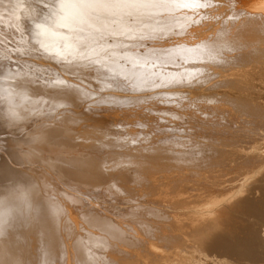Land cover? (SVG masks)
<instances>
[{"label":"bare ground","instance_id":"1","mask_svg":"<svg viewBox=\"0 0 264 264\" xmlns=\"http://www.w3.org/2000/svg\"><path fill=\"white\" fill-rule=\"evenodd\" d=\"M151 3L0 0V264H191V235L263 167V109L227 92L262 80L264 0ZM247 237L214 247L243 256Z\"/></svg>","mask_w":264,"mask_h":264},{"label":"rangeland","instance_id":"2","mask_svg":"<svg viewBox=\"0 0 264 264\" xmlns=\"http://www.w3.org/2000/svg\"><path fill=\"white\" fill-rule=\"evenodd\" d=\"M228 11H230L229 8H227L226 13H229ZM261 64L263 65V63H261ZM262 75H263L262 76V80H260V81L259 80H255V85L257 84L256 87H255L256 89L255 88L254 89H250V90L249 89L248 90L232 89V90H228V92H227L228 94L231 95V99L232 100L234 99L236 101L241 102L246 97L247 100H249V101L251 100L255 104L259 105L260 108L263 109V111L261 113V116L264 114V82H263L264 81V72H262ZM66 77H68L71 81L72 80H75V77H73L71 75H66ZM232 96H234V98ZM251 97H253V99H251ZM199 104L204 107L202 109V111L205 110L206 108H209L210 106L211 107L214 106L213 102H211V103L202 102V103H199ZM219 106H221L222 108L228 109L231 112L236 113V109L230 103H228V102H223V103L220 102L219 103ZM93 107H95V108H101L103 110H104V108L106 110H109L110 108H112V107H109V105H107V104H95ZM158 116H160V117L163 118L162 121H165V120H173V118L171 116H169V115L168 116L165 115V117H163L162 114H158ZM197 116H198V118H196V120H194L195 122L198 121L199 119H202L203 118V115L200 114V111H198V115ZM261 116L258 117V120H261V118H262ZM84 118H82V121H84ZM204 118H206V117L204 116ZM183 119H182V122H184V123H182L181 126H186L187 127V124L185 125V123L187 122L188 119L185 116H184ZM138 128H139L138 130H141L142 129V131L147 132V130L143 126H142V128L140 126H138ZM201 134H203V133H201ZM237 137L239 139L240 138H243V137H239L237 135L234 136L235 139H237ZM244 138H246V137H244ZM235 145H236V151H240V148L239 149L237 148L238 143L235 144ZM262 164H263V167L259 168L257 166L255 168H250V169H248L249 171H247V172L245 171L244 172V175L245 176L242 175L240 177V178H242L241 179L242 181L239 180V182H240L239 183V186H236V187H234V189H232L233 192H237L238 191L239 193H236L232 197V199L230 200V202L227 199L226 202L222 204L223 207H220V208L223 209L221 215H219V216L216 215V227L215 228L208 227L206 230H203L202 233H198V234L194 233V234L191 235V237L193 239H199V240H202V242L204 240L203 245L200 244V247H199V244H196V246H198L200 248L199 250H201L203 253H205L207 255L206 256L204 254V256L195 259L194 261H192L191 264H264V236H262V235H264V219H263L262 216L256 215V214H252V213H250L249 211H247L246 209L243 208L244 205H247V204H244L243 203L244 201H246L244 199H247V201L249 200L248 202H250L251 204H254L255 206L260 205V204H262V202H264L262 200V199H264V197H263L264 196V187H262V186H264V184H263L264 183V162ZM262 164L259 165V166H262ZM258 168H259L260 171L258 170ZM239 173H241V172H239ZM245 173H247V174L249 173V174L246 175ZM258 187H260V188H258ZM261 190H262V192H261ZM258 195H260L262 197L260 198ZM232 200H233V202H231ZM241 200H242V202H241ZM257 201H258V203H257ZM226 204H230V205H226ZM225 206H227V207H225ZM256 217H257V219H256ZM257 223H259V224H257ZM251 228H253V229H251ZM213 232L214 233H217L218 237ZM218 232H219V234H218ZM211 233H213V234L211 235ZM227 233H228L229 237H231V239L230 238L229 239L230 240L235 239V240H233L235 242H236V240H239L242 237H247V234H248L247 242H245V244H242L243 246L242 245H241V247L239 246L240 252L242 254L244 253L245 255L243 254V256H242L241 254H238V256H236V253L234 251H226L225 252L223 250L221 251V250L218 249V251H217V249H215L214 245H216L218 243V241H220V240H221L220 242H222L221 244H223L224 246L226 244L225 248L228 246L227 245V242H225V244H224L225 239L228 238ZM206 234H208L209 237L206 236ZM224 234L227 235V236L225 235L226 236L225 239H224V237L222 238V236H224ZM204 237L206 238V241L208 240L209 242L206 243ZM210 237H213V239L211 238L209 240L208 238H210ZM255 240H256V242H255ZM211 241H214V244H212ZM205 243H206V245H205ZM208 243L211 244L212 246L211 247L208 246L209 245ZM252 244H254V245H252ZM205 246H207V247H205ZM208 247H210L211 249H209ZM212 247L214 249H212ZM204 248L207 249L208 251L205 250ZM230 248H232V247H230ZM256 249H258V250H256ZM214 250L217 252V255H215L216 252ZM202 252H201V254H202ZM253 252L256 253V254H254L253 257H252V253ZM210 253H211V255H210ZM224 253H225V255H224ZM205 256L206 257H209V258H205ZM220 256H222V257H220ZM254 256H255V258H254ZM256 260L258 261V263H257ZM251 261H253V262H251Z\"/></svg>","mask_w":264,"mask_h":264},{"label":"snow or ice","instance_id":"3","mask_svg":"<svg viewBox=\"0 0 264 264\" xmlns=\"http://www.w3.org/2000/svg\"><path fill=\"white\" fill-rule=\"evenodd\" d=\"M27 2V0H23ZM65 2H73V0H65ZM91 8L90 15L93 17H103L105 19L115 16L117 12L123 15H127L129 19L134 16L142 14L144 9L149 6L151 0H80ZM151 6H156L155 3H151ZM203 6V5H199ZM81 47H86V44H82ZM2 75V74H0ZM59 83H63L60 81ZM12 230L8 231L6 236L0 235V240L7 239L11 236Z\"/></svg>","mask_w":264,"mask_h":264}]
</instances>
